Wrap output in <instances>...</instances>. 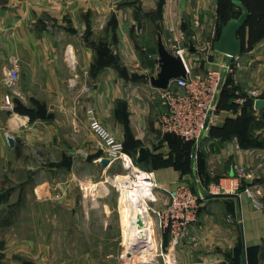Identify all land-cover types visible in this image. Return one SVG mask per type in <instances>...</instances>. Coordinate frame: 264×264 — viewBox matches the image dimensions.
Returning <instances> with one entry per match:
<instances>
[{"label": "crops", "instance_id": "obj_1", "mask_svg": "<svg viewBox=\"0 0 264 264\" xmlns=\"http://www.w3.org/2000/svg\"><path fill=\"white\" fill-rule=\"evenodd\" d=\"M218 5V0H0V225L5 224V228L14 225L4 216L16 213V206L21 207L23 214L27 210L38 213L37 205L46 202L43 198L57 203L55 211L64 205L68 214L77 212L81 217L87 210L107 212L106 204L102 206L103 202H99V191L90 195L89 191L82 190L79 202L80 197L68 189L61 195L65 200L59 201L57 197L61 196L55 193L53 197L51 192L55 180L50 182L52 172L47 171L50 177L37 179L38 166L49 160L40 149L44 135L46 138L48 134L47 123L39 116L33 119L22 116L21 124L17 125L2 105L3 77L8 73L10 56L18 54L21 58V100L27 104L33 96L37 101L47 102L51 111H63L65 132L79 136L82 150L70 156V164L84 163L87 156L84 150L95 153L102 147L88 130L86 115L84 119L78 118L76 108L93 106L102 119L100 109L109 103L107 106L113 113L107 125L128 141L123 127L129 129L134 139L129 144L131 151L138 155L142 145L149 151L138 165L147 170L157 167L154 174L162 187L158 194L163 199L156 207H165L163 200L169 194L164 188L174 190L181 181L190 183L197 192H205L211 181L233 189L225 195L209 196L203 202L198 221L193 225L196 243L181 239L177 247H170L169 237L158 235V241L165 250H171L177 264H241L243 241L248 264L261 263L264 258V203L262 208H257L252 198L242 192V181L235 177L234 165L255 172L253 188L262 191L260 199L263 202L264 108L256 109L255 101L253 105L239 103V98L247 88L254 86L260 88L264 98V36L241 53L240 58H244L242 74L248 81H231V85L226 86H231V91L222 96L216 127L205 136L196 154L194 150L188 153V143L182 141L176 146L174 137L162 135L159 117L164 106L158 89L146 82L159 69V34L167 45L170 27L191 34L189 31L196 28V20L201 21L206 30L215 27L217 31ZM215 37L216 34L214 40ZM93 38L101 41L91 44ZM104 50L111 56L109 64H103L108 60L103 56ZM197 52L199 47L194 43L189 53ZM229 58L212 48L208 61L198 60V63L200 68L208 69ZM95 60H101L97 69L92 66ZM186 60L189 65L195 63V58L186 57ZM73 68L77 71L75 82L69 81L74 74ZM88 87L89 92L84 89ZM240 115L250 118L247 143H242L236 133H228L224 127L228 120L236 121ZM10 137L14 145L9 143ZM153 145L165 152L171 150L170 157H163H168L169 161L151 154ZM209 147L213 150H208ZM102 159L98 157L93 161L97 164ZM54 160L59 161V158ZM21 170L24 176L19 178L17 173ZM66 182L68 186L70 180ZM56 183V189L63 188L64 182ZM13 198L17 199L15 205ZM19 198L21 203H18ZM91 198L97 201L90 204ZM239 211L241 221L237 218ZM148 245L140 244L144 250L138 251L147 253Z\"/></svg>", "mask_w": 264, "mask_h": 264}, {"label": "rangeland", "instance_id": "obj_2", "mask_svg": "<svg viewBox=\"0 0 264 264\" xmlns=\"http://www.w3.org/2000/svg\"><path fill=\"white\" fill-rule=\"evenodd\" d=\"M248 1L250 2L252 0ZM216 24L218 25V23ZM189 32L191 34H198L197 42L195 43L199 47V52L195 54L188 53L186 57L191 60L195 58L194 65H199L200 63L198 62L201 60L208 61V55L213 48L212 41H214L215 32H217L215 27L212 30L211 28L210 30H206L200 21L194 31ZM244 35L246 43L248 44L251 36H249L247 30ZM99 41H101L100 38H93L90 40V42H92L91 44L98 43ZM14 55H11L9 59H12ZM239 59L241 60V65L232 66L233 70L227 71L226 74H224L223 89L227 85H231L230 81H248V77L242 74V61L244 58L241 57ZM229 60L227 62L230 64L232 60L230 58ZM99 65H101V60H95L92 63V66L96 69ZM10 68L11 63L9 69ZM73 73V77L69 79V81H72V79L74 81L76 79L77 75L75 73H77V71L75 68H73ZM20 81L21 79L19 76L14 84L8 85L5 83V76L3 77L4 99L2 105L8 110L10 118L13 122H16L17 125H19L22 116L33 119L34 117L30 115L31 111L40 112L39 115L41 113L43 114L39 117L42 119L44 118L43 121L47 123L45 127L48 134L46 138L44 135V141L40 144V149L49 160L38 166L37 171H39V176H37V179L40 181L44 177H50L47 176V171L52 172L53 176L50 182L55 179L51 189L53 197L55 193L56 196H61L64 195L63 193L66 194L68 189H71L80 197L78 198L80 202L79 199H81L82 190L89 191L90 195L93 191H99L101 194L99 202H103L101 203L102 206H104V203L106 204L107 212L102 213L101 210L97 209L95 211L87 210L85 213L82 212V217L80 215L81 213L78 214L77 212L72 215L71 213L68 214L66 206L64 205L55 211V205L57 203L53 204L52 200L49 201L50 199L46 198L42 199L46 202L37 205L38 213L36 214L30 213L28 210L26 214H23V212L20 213V210H22L21 207L16 206L14 207L16 213L4 216V219L7 217L10 223H14V225H8L9 227L6 228L4 227L5 224L3 226L0 225V264H158L160 258L155 257V255L149 256L148 252L141 253L137 251L132 254L134 258L130 259L128 257V247L131 244L130 242L134 241L133 239L135 237L132 238L134 236V229L132 236L130 230L132 226L131 220H133L129 215L131 203L126 199V193L130 191L124 188L125 186H123L122 183L119 184V179L127 173L121 163L115 161L111 166H107L105 163L97 161L96 164L93 160L98 159V157L106 158V149L102 146L99 147L100 150L95 153H92L91 150H84L87 155L84 163L70 164V156L78 155L77 153H80L82 150V143L79 136L77 134H67L65 132L66 119L63 111H51L49 110L47 102L37 101L33 96L29 98V103L27 102V104H25L20 98L22 95L21 87L19 86ZM256 82L257 81H255V83ZM230 87H227V89L230 90ZM252 88L260 90L257 86L249 89ZM89 90L90 87H88V92ZM247 90L248 88L245 91ZM108 104L109 103H106V107L103 106L100 109L102 119L99 117L98 111H96L93 106L90 107L93 108L97 117L105 127L123 142L125 151L130 153L129 144L131 145L133 143V136H131L129 129L123 127L124 135H126L130 141L123 139L107 125V121L112 118L111 114L113 113V111L109 109V106H107ZM87 109V105L81 109L76 108L75 112L78 114V118L84 119V114L87 117ZM88 130L96 138L97 142V140H99L97 136L90 128ZM10 135L11 134L8 133V136ZM204 138L205 137L199 140L201 144L195 151V154L201 149ZM199 141H195L186 146L188 153H192L194 146ZM210 148L213 150L212 147H209L208 150H210ZM170 152L171 150H168V152H165L164 149L160 150V148L155 145L151 148V154H157L158 159V155H160L162 161H165L163 159H169L168 157L171 155ZM166 155L168 157L163 158L166 157ZM54 158H59V161H55ZM75 161H77V159ZM155 168L157 167H154V170H156ZM154 170L148 169L147 171L154 174ZM21 171L17 173V177L19 178L24 176V170ZM68 180H70V184L67 186L66 181ZM58 181L64 182L63 188L59 187L56 189L55 183ZM57 198H59V201L62 199L65 200V196H63V198L62 196ZM13 199V201L16 200L13 203L15 205L17 199ZM21 200L19 198L18 203H21ZM95 201L97 200L91 198L89 203L92 204L95 203ZM137 204L141 208L143 207L141 202ZM18 211L20 214H18ZM120 223H122L124 227L123 230ZM145 233L146 231L143 232V235ZM135 239L137 240L136 246H138V249L144 250V246H140V244L148 245L145 236H140Z\"/></svg>", "mask_w": 264, "mask_h": 264}, {"label": "built area", "instance_id": "obj_3", "mask_svg": "<svg viewBox=\"0 0 264 264\" xmlns=\"http://www.w3.org/2000/svg\"><path fill=\"white\" fill-rule=\"evenodd\" d=\"M197 25H199L198 20L195 21V26ZM169 33L166 46L170 52L182 57L187 75L170 80L167 88H157L158 97L164 106L159 117L160 132L162 135H177L185 141H199L208 134L210 128L216 125L219 119L218 104L223 89L224 74L232 71V66L241 65L240 55L230 56L232 60L230 64L229 60V62L217 64L208 69L200 68V65H189L186 55L197 41L198 34H188L185 30H177L173 27H170ZM10 63L11 68L5 76V83L8 85L14 84L19 78L21 65L19 55H14ZM84 89L88 90V88ZM258 98H262L258 89H248L239 98V103L255 101ZM86 114L89 128L106 149L105 157L110 162L119 161L127 172L121 177H126L123 181L119 179V184L122 183L128 188L132 186L136 191L142 190L141 201L148 217L147 223L141 217L142 228L144 227L146 231L145 238L148 237L147 233L153 238L152 249L148 251V255L159 257L158 264H177L171 250H165V247L158 241L157 232L158 235L169 237L170 247H177L181 239L196 243L193 225L198 221L203 202L209 196L225 195L233 189L226 184L211 181L205 192H197L193 190L190 183L181 181L174 190L164 188V191L169 194L168 198L163 200L165 207H156V203L163 198L158 194L162 187L154 174L142 169L135 162L133 155L125 151L123 142L105 127L93 108H88ZM234 173L236 178L249 183L242 192L252 198L257 208H262L263 202L260 198L263 193L260 189L253 188L256 179L255 172L236 164ZM229 220L232 221L231 218ZM137 225H139L138 222ZM128 253L130 259L134 258L131 252ZM260 264H264V258Z\"/></svg>", "mask_w": 264, "mask_h": 264}, {"label": "water", "instance_id": "obj_4", "mask_svg": "<svg viewBox=\"0 0 264 264\" xmlns=\"http://www.w3.org/2000/svg\"><path fill=\"white\" fill-rule=\"evenodd\" d=\"M234 3L239 6L242 10V13L238 16L231 17L223 26L222 31L217 39L213 41V48L219 52L227 54L229 56H238L242 51V40L239 37V31L245 26L247 19L249 17L248 8L239 0H234ZM158 63L159 69L155 75H151L146 82L151 84L156 88H167L170 80L185 77L187 75L186 65L181 56L175 55L169 51V49L164 44L162 34L158 36ZM255 108L263 109L264 108V98H258L255 100ZM14 139L9 138V143L14 145ZM201 142L199 141L194 146V153L197 148L200 146ZM148 148L146 146H141L139 148V154H134L135 162L139 164L146 159L148 155ZM103 163H109L108 158H103L101 160ZM238 220L241 221L242 217L240 211L238 212ZM138 224L143 226V220L141 216H138ZM241 264H248L247 262V253L246 246L243 241V256Z\"/></svg>", "mask_w": 264, "mask_h": 264}, {"label": "trees", "instance_id": "obj_5", "mask_svg": "<svg viewBox=\"0 0 264 264\" xmlns=\"http://www.w3.org/2000/svg\"><path fill=\"white\" fill-rule=\"evenodd\" d=\"M239 1H241L249 10V17L247 19V22H246L245 26L239 31V37L242 40V51H241V53H242L244 50L252 47L253 44L255 42H257V40H259L260 38H262L264 36V10H263L264 9V0H252L250 2L248 0H239ZM218 2H219V5H218L219 22L217 25V32H216L215 39H217L219 37L224 24L231 17L238 16L242 13L241 8L234 3V0H218ZM246 30H247L249 36H251L248 44L246 43L245 35H244ZM104 51H106V52H104L103 56L105 55L106 57H108L107 50H104ZM105 63L106 64L111 63V56H109L108 60H106L103 64H105ZM230 91H231V89L228 90L226 87L223 89V91L221 92V95H220L218 107H220L222 96L225 95L226 93H229ZM226 96H229V95L227 94ZM245 104H247V105L252 104L253 105V100H249ZM219 110H220V108H219ZM39 113H37L36 111L35 112L31 111L30 115H31V117L43 115L42 113L39 115ZM249 121H250L249 116L240 115L236 121L232 122L231 120H228L224 127H226V130L228 133H232V134L236 133L237 134L236 136L240 137V140L242 143H247L249 139H247V137H246L247 136L246 131H247V128L249 125ZM215 127L216 126L213 125L209 131H211V133H212V131H214ZM166 135H167V137H171V136L174 137V139H175L174 144L176 146H179L182 143V141H184L185 143H188V144L194 143L193 141H185L181 137L174 135V134H166ZM129 152L132 155L135 154V151H131V149L129 150ZM171 159H172V157H171ZM176 159H177V157H176ZM165 161H169V159L165 160ZM246 185H249V183L246 181H242L240 189L241 190L244 189V187ZM193 190H195V189L193 188Z\"/></svg>", "mask_w": 264, "mask_h": 264}, {"label": "bare ground", "instance_id": "obj_6", "mask_svg": "<svg viewBox=\"0 0 264 264\" xmlns=\"http://www.w3.org/2000/svg\"><path fill=\"white\" fill-rule=\"evenodd\" d=\"M126 177H123V178H120V180H124ZM124 188H126L128 191H130V192H128V193H126V199H128L129 200V202L131 203L130 204V211H129V215L132 217V219L133 220H131V222H132V226H131V228H130V230H131V236L133 235V229H134V236L132 237V238H138V237H140V236H145V234L143 235V232L145 231L143 228H142V226H140V225H137V216L138 215H141V217H143L144 219H145V221H146V223H147V213H146V210H145V208H144V205H142L143 207L141 208L137 203L138 202H141L142 203V198H143V193L141 192L142 190H140V191H136V190H134L133 189V187L131 186H129V188L128 187H124ZM143 204V203H142ZM132 212V213H131ZM147 235H148V237H147V241H148V243H149V245H148V248H147V250L149 251L150 249H152L151 248V241H153V238L151 237V235H149L148 233H147ZM133 239L134 241L132 242H130L131 244H130V246L128 247L129 249H128V251L127 252H137L139 249H138V246H136V242H137V240L136 239ZM132 254V253H131Z\"/></svg>", "mask_w": 264, "mask_h": 264}]
</instances>
